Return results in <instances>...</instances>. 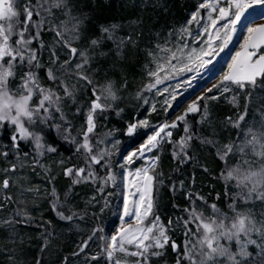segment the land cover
Segmentation results:
<instances>
[{"label": "snow or ice", "instance_id": "snow-or-ice-1", "mask_svg": "<svg viewBox=\"0 0 264 264\" xmlns=\"http://www.w3.org/2000/svg\"><path fill=\"white\" fill-rule=\"evenodd\" d=\"M89 2L93 8L99 7L96 0H24L21 10L17 7L19 0H0V137L8 132V142L3 143L0 156L9 164L3 171L16 173L14 161L32 154L23 149L22 144L35 153L33 168L45 167L40 160L47 154L59 152L55 142L46 139L49 133L45 129L54 131L74 156L83 158V166L74 164L63 169L64 176L71 179L64 202H60L54 185L51 192V207L57 218L68 223L74 231L84 233L76 245L78 251L72 253L73 257L84 254L83 264H160L162 260L163 264H168L164 258L169 250L174 254V264H264V112L260 113L259 121H246L254 98L255 101L264 100V23L256 19L258 15L264 20V0H197L185 24L176 30V37L169 31L163 43H156L155 52L148 51L155 68L149 70L150 81L137 93V98L149 105L151 112H157L156 103H150L143 95L155 90V95L164 97L162 110L166 118L155 125L147 118L127 122L124 134L129 137L138 129L151 128V131L116 162L122 178L119 193L106 191L109 186H117L118 174L112 158L117 154L113 150L120 140L110 138L118 129L101 135H97L96 130L99 115L116 111L119 116L123 112L114 107V102L121 97L111 79L97 86L95 78L101 69L93 68V62L97 56L107 55L103 51L96 52L101 46V37L116 44L117 55L124 45L135 46L137 41L131 35L118 38L116 31L120 26L116 23L101 25V36H87L91 14L84 9ZM257 8L260 9L258 13ZM246 13L249 23L244 25L242 41L230 55L226 70L219 72L217 82L208 81L211 87L205 85L200 89L203 94L190 102V97L186 99L183 113L172 119L168 113L177 100L178 90L194 88L193 81L202 75L201 70H210L212 57L228 48ZM193 24L197 25L195 35L191 30ZM45 34L51 36L50 41L44 40ZM187 41L196 46L190 47ZM78 44L81 46L77 47ZM177 73L192 75L182 84L177 83L171 92L167 86L159 87ZM45 79L47 84L43 82ZM89 87L94 99L79 101L80 92ZM221 96L237 109L236 119L229 116L226 121L227 126L240 130L242 138L239 135L236 140L220 138L221 129L214 124L209 102L218 101ZM102 100L113 103H102ZM65 103L75 106L74 115H83L81 128L76 129L68 119ZM189 116H197L198 129L193 130ZM181 124L183 135L173 140L172 130ZM165 143L173 145L172 158L178 165L195 161V166L204 173L209 169L195 155L197 145L200 151L208 149L214 155L223 165L216 179L223 182L228 211H223L216 202L209 203L204 195L195 191L193 172L190 188H185L184 180L178 184L174 181L170 187L173 194L179 193L188 201V206L182 209L183 215L174 220L169 218L167 224L162 222L156 212L158 204L154 192L158 184L163 186L162 173L157 168L158 153ZM137 160L142 163L133 169ZM50 171V168L45 169L46 174ZM11 179L6 175L0 189L8 190ZM54 180L55 176H48V183ZM81 184L94 187L95 193L86 204L93 207L100 204V215L111 207L108 197L118 195L121 198V205L115 209L119 225L114 232L109 233L99 225L85 230L74 223L84 220L88 214L87 208L76 211L68 204L72 189ZM25 190L39 191L38 187ZM219 200L220 194L216 193L215 201ZM197 201L203 207L198 206ZM10 202L12 197L5 192L0 210ZM205 208L210 211L206 213ZM61 209H67V213ZM92 216L97 213L93 212ZM32 220L26 211L16 209L13 218L5 219L4 223L30 227ZM50 225L51 221H43L46 242L41 254L47 249L48 239L55 235L47 231ZM176 232L183 238L181 243L173 238L172 233ZM91 245L97 246L99 251L94 254L86 251ZM36 264H41V260L37 259ZM62 264H69L67 256Z\"/></svg>", "mask_w": 264, "mask_h": 264}, {"label": "trees", "instance_id": "trees-1", "mask_svg": "<svg viewBox=\"0 0 264 264\" xmlns=\"http://www.w3.org/2000/svg\"><path fill=\"white\" fill-rule=\"evenodd\" d=\"M99 4L98 8H93L89 2V6L84 9L91 14V20L88 22L87 36L95 38L101 36L100 26H110L113 23L118 24L120 27L116 31V36L128 37L132 36L133 40L137 41L135 46L132 44H126L122 47L120 55H117V47L112 41L106 37H101L103 42L101 46L96 49V52H105L106 56H97L93 62V68L99 67L101 71L96 75L97 85L100 81H106L111 79L116 82L118 87L126 85V91L130 93L133 88H136L143 80L144 67L147 63L146 52L150 50L153 45L165 39L169 31L174 32L184 21L189 12L192 11L196 5L197 0H96ZM159 33V36H157ZM46 38H44L45 40ZM46 41V40H45ZM47 42V41H46ZM81 46V45H80ZM78 46V47H80ZM46 60V58H45ZM43 76V73L41 74ZM47 84L46 79L43 80ZM85 99L90 102L94 99L91 95V87L84 92ZM83 98L81 93L78 99ZM103 115L108 117V122L113 123L118 128L122 129L121 133L125 130L126 124L129 121H134V115L131 111L121 112L118 116L116 111H107ZM229 116L225 108L220 105H216L213 108V121L215 126L220 127L221 123H224ZM193 130L198 129L200 126L196 124V119L191 121ZM221 128V127H220ZM206 130V129H205ZM238 130V129H237ZM49 134L46 136L47 140L54 141L59 147L58 153L47 154L41 160L51 159L53 156L62 157L65 161L76 164L78 161L77 155H73L68 145L56 137V134L49 129H45ZM182 131H180L181 134ZM7 131L4 132L5 138L8 137ZM234 131L232 132V135ZM141 136H136L131 141V146H135L140 142ZM25 148V146H24ZM29 148L26 147L25 150ZM30 150V149H29ZM28 150V151H29ZM33 152L31 156H34ZM195 155L199 156L201 163L209 169L208 173H204L200 167L195 166V161L191 164L178 165L175 162V169L170 173L168 183L164 188L157 186L154 196L156 197L158 208L157 214L161 217L162 222L167 224L169 218L175 219L178 215H183L182 209L188 206V201L179 193L173 194L170 191L172 183L175 181L177 184L180 180H184L185 188L188 189L191 186V176L195 172V191L200 192L205 198L211 202H216L223 211H228L224 196V185L219 179H216L223 165L209 153L208 149L200 151L199 145H197V151ZM77 157V159H76ZM60 177V176H59ZM62 182V195L65 200V193L68 190L69 180ZM216 193L220 194V200L215 201ZM178 207H173V205ZM42 211L37 213V219L32 223L30 227H24L22 224H15V230L24 239L21 248L23 249V256L26 257V262L23 264H36V260L40 259L41 264H62L63 258L68 257L69 264H79L78 257H73L72 253L78 251L76 248L79 242L78 236L71 231L68 223L61 221L57 218L56 213L49 205L42 204ZM197 205L200 202L197 201ZM205 212H209L207 208ZM76 211H79L78 208ZM18 219V218H17ZM98 218L93 217L89 213L82 221H75L82 226L93 225ZM43 221H51V225L47 227V231L53 232L55 235L48 239L51 242L47 246L46 251L41 254V248L45 244V227ZM41 225V227H36ZM84 227V226H83ZM194 231V229H193ZM4 234V233H2ZM173 238L178 243L182 242V236L179 232L172 233ZM29 240L30 242H26ZM29 243V244H27ZM56 245L59 250L56 253V257L49 260L48 253L51 247ZM81 254L79 257H83ZM168 261V264H174V254L171 250L168 251L167 256L164 258ZM6 263V259L0 253V264ZM155 264V262H154ZM163 264V260L160 262Z\"/></svg>", "mask_w": 264, "mask_h": 264}, {"label": "rangeland", "instance_id": "rangeland-1", "mask_svg": "<svg viewBox=\"0 0 264 264\" xmlns=\"http://www.w3.org/2000/svg\"><path fill=\"white\" fill-rule=\"evenodd\" d=\"M24 3V0H19V3L17 5L18 8H21ZM197 4V2H196ZM260 11L259 8L256 9V12L258 13ZM249 12H252L250 9ZM189 18V15L187 18L182 21L179 25V27L176 29L178 30L181 26L185 24V21ZM249 14L246 13L245 17L242 18L241 24L237 25V32L236 36H234L232 42L229 44L228 48L225 49L224 52L220 53L219 56L212 57L213 64L209 65V71H202V75L198 76L195 81H193L194 88L188 89L185 91L184 87H181L178 90V96L177 100L173 102V108L169 110L168 115L171 116L172 119H175V115H180L183 113L185 108L187 107V104L185 103V100L190 97L188 102H190L191 99H195L197 95L203 94L200 89L204 88L205 85L208 87H211V84L208 83L209 80H212L213 82L216 81V77L219 74L221 70H226L227 62L229 61L230 55L234 54V52L238 49L239 43L242 41L243 35H244V25L249 23ZM258 22L264 23V20H262L258 15L256 17ZM173 32V37L175 38L177 35V31ZM191 30L193 34L195 35L197 31V25L193 24L191 26ZM167 36V35H166ZM165 36V37H166ZM164 37V38H165ZM44 38H46V41H50L51 36L49 34H45ZM102 39V38H101ZM103 40V39H102ZM104 41V40H103ZM102 41V42H103ZM160 43L164 42V39L159 41ZM157 43V42H156ZM150 49L151 51L155 52L156 48L155 45ZM175 43V40H174ZM189 43V46H196L193 45L192 41H187ZM77 47L80 46V44L76 45ZM202 46V45H200ZM149 51V50H148ZM148 51L146 52V58L147 63L144 67V76L142 82L136 87L133 88V90L128 93L126 91V87L121 85V87H118L116 82L114 83L115 89L118 90V95L121 97V99L114 102V107L117 109H123V112L125 111H131L133 112L135 119H144L147 118L152 125L161 123L165 120V115L162 110V101L164 97L155 95V90L153 92H144L143 95L150 101V103H156L157 105V112H151L149 105H144L141 99L137 98V93L141 92V90L144 88V86L150 81V78L148 76L149 70H152L155 68V64L152 61V58L148 55ZM45 58L47 59V53H45ZM164 73H161L163 75ZM191 73H177L175 76H173L171 79L165 81V84L160 85L159 87L163 89L165 86L169 88V91L171 92L174 88V86L177 83H183L184 79L190 78ZM107 81V80H106ZM106 81H100L97 86L103 85ZM48 83V82H47ZM123 86V87H122ZM85 90H82L81 96L83 98H80L79 101H88V99H85L84 96ZM231 95L230 93L228 94ZM102 103H113L112 101H101ZM211 105L210 111L212 113L213 118V108L216 105H220L221 107L225 108V111L228 112L229 116L233 118V120L236 119V113L237 109L233 108L227 99H225L224 96H221L218 101H210ZM241 108L243 106V99L240 101ZM178 105H182V107H177ZM261 105H264V100L255 101L250 106L248 116L246 118V121L250 123L253 119L256 121H259L261 119V112H264V108L261 107ZM259 108L260 111H256V109ZM75 106H70L69 103H65L64 105V111L68 117L69 120L72 121V123L75 125L76 129L81 128V126L84 124V117L76 116L74 115ZM174 113V114H173ZM104 114V113H103ZM99 115L97 118V135H101L103 133H106L109 130H116L115 135L111 137V140H120V144L117 145V149H114L113 151L117 154L113 156V168L118 174L117 177V186L116 188H112L109 186L106 191L107 192H114L119 193L122 191V178L119 176L120 169L116 167V162L122 160V156L126 154L128 150H132L135 147L138 146V144L142 141L143 138H146V134H150L151 128L149 129H138L137 132L129 137L125 135V130L121 133L122 129L115 126L113 123H109L108 117L105 115ZM228 116V117H229ZM189 121L191 122L192 119H197V116H189ZM216 122L214 121V124ZM221 127V128H220ZM219 129H221V139L224 141H227L229 139L236 140L238 135L240 138H242V133L240 130H237L236 128L227 126V121L225 120L224 123H221ZM206 129V126H205ZM173 131V140H178L181 135H183V125L181 124L179 128L172 130ZM180 131L181 134H180ZM234 131V134L232 135V132ZM54 132V131H52ZM55 133V132H54ZM8 135V133H7ZM141 136L140 142L136 144L135 146H131V141L134 137ZM8 142V137L5 138L0 137V152H2L3 149V143ZM25 146V148H24ZM29 148V152L33 153L34 151L28 147L27 145L22 144V148L26 149ZM108 147H111V144H108ZM172 149L173 145L171 144H163L162 148L159 151L160 155V162L159 166L157 168V171L162 173V179H163V186L157 185L160 188H164L167 183L168 179L170 178V173L173 171L172 169H175V160L172 158ZM152 155V154H149ZM78 161L75 165L77 166H83V158L77 155ZM76 157V159H77ZM63 160L64 163L61 164L60 161ZM17 163V172L16 173H5L3 169L6 167H9V164L5 161V159L0 156V184H2L3 179L6 175L10 176L11 179V186L8 190L0 189V203H3V196L5 192L12 197V202H10L6 207L3 208V210H0V253L3 255V257L6 259V263L4 264H23L26 262V257L23 256V249L21 248V244H23L24 239L18 232L13 231V227L15 228V225L10 226L4 223L5 219H11L13 218V214L16 209H20L22 212H27L31 217H33L32 223L35 222L37 219V213L40 214L42 211V204L49 205L51 207L52 199L51 192L53 189V185L55 186V190L59 195L60 202H64V196L62 195V188L61 187V180L63 181L69 180L68 189L71 187V179L67 178L63 174V169L65 167H71L74 165V163L70 162L69 160H64L62 157L59 156H53L51 159L48 160H40V163L43 164L45 167L36 166L33 168V156L29 155L27 157H21L20 161H14ZM141 161L137 160L135 164L132 165V168L135 169L136 167L141 165ZM23 165V166H21ZM50 168V173L46 174L45 169ZM55 176V180L52 182V184L48 183V176ZM60 176V177H59ZM63 185V184H62ZM38 187L39 191H26L27 188H36ZM72 196L68 199V204L74 206V210L78 208L79 211H83L85 208H87V213L92 215L93 212L97 213L96 218L98 220H95V224L93 225H80L81 228L85 230H89L94 226H102L108 229L109 233L115 231V227L119 225V222L117 220L115 209L119 207L122 203L121 198L118 195H113L111 197H108L109 201H111V207L106 209L102 215L99 214V208L100 204H96L94 207L91 204H86V201L95 193V189L91 184H81L79 186H75L72 189ZM99 199V197H98ZM20 201H23L20 203ZM201 207H203L201 205ZM52 208V207H51ZM62 211H65L67 213V209H61ZM210 211V210H209ZM77 223V222H74ZM70 226V225H69ZM71 231L74 232L78 238L80 239V236L84 235L83 232L78 233L72 229L70 226ZM194 229V228H193ZM195 231V229H194ZM4 233V234H2ZM12 240H15L13 243ZM26 242H30L29 240H26ZM29 244V243H27ZM51 242L49 241L48 245H50ZM77 249V247L75 248ZM59 250L57 249V246L54 245L53 248L49 250L48 253V259L51 260L54 257H56V253ZM90 253L94 254L99 251V248L95 245H91L89 250ZM10 257L14 259H10ZM84 255L83 257H78L77 261L79 264H83ZM71 264V263H70Z\"/></svg>", "mask_w": 264, "mask_h": 264}]
</instances>
